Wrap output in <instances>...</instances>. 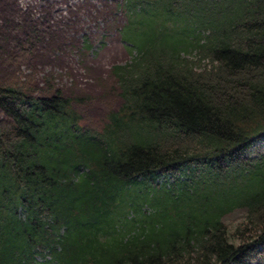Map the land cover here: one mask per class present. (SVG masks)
<instances>
[{"label": "trees", "instance_id": "trees-1", "mask_svg": "<svg viewBox=\"0 0 264 264\" xmlns=\"http://www.w3.org/2000/svg\"><path fill=\"white\" fill-rule=\"evenodd\" d=\"M118 6L132 56L100 130L0 82V264H264V0Z\"/></svg>", "mask_w": 264, "mask_h": 264}, {"label": "rangeland", "instance_id": "rangeland-1", "mask_svg": "<svg viewBox=\"0 0 264 264\" xmlns=\"http://www.w3.org/2000/svg\"><path fill=\"white\" fill-rule=\"evenodd\" d=\"M121 1L0 0V82L20 75L30 86L59 89L82 126L100 130L121 104L111 69L132 56L120 35ZM242 216L235 212L225 222L232 229Z\"/></svg>", "mask_w": 264, "mask_h": 264}]
</instances>
